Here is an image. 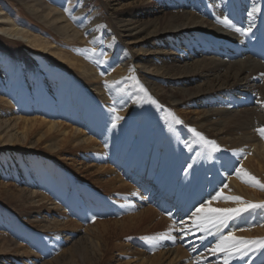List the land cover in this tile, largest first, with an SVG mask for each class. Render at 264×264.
Segmentation results:
<instances>
[{
  "label": "bare ground",
  "instance_id": "bare-ground-1",
  "mask_svg": "<svg viewBox=\"0 0 264 264\" xmlns=\"http://www.w3.org/2000/svg\"><path fill=\"white\" fill-rule=\"evenodd\" d=\"M22 1L38 18L64 36L59 37L58 41L48 31L43 34L21 26L10 18V11L7 15H0V34L6 33L14 39H21L29 44L27 50L42 53L37 57L40 73L37 77L32 73L23 76L21 72L17 76L9 54L0 59V79L4 84V88L0 87V106L4 107V117L14 116L0 121V138L4 139V145L7 144L4 147L2 173L9 177V171L22 168L29 185L41 186L45 181L44 170L32 164V161H21L17 167L13 165L9 154L10 146L25 153L26 146L34 136L37 137L35 142L45 141L52 154L69 152L74 156L87 155L88 158L105 161L95 165L98 182L106 189L104 191L116 192L121 196L119 205L127 203L132 209L122 220L101 223L103 229H100V225L90 224L85 229L91 232V243L96 238L97 230L98 235L110 229L119 239L123 235V240L120 239L114 245V264H215V261L223 264L222 253H204L212 259L202 254L208 247L212 248L221 235L231 232L237 237L264 238V208L251 209V213L244 215L242 213L228 220L224 225L226 229L221 227L217 231L214 228L210 235L195 226L196 208L202 200L195 193V186L187 184L193 187L187 198L179 190L183 179L188 181L199 175L204 176L197 180L203 186L201 192L206 194L209 189L211 207L239 206L236 201L211 199L222 188L225 195L240 196L254 203L264 201V189L245 183L234 174L236 167L243 166L264 182V138L255 131L264 127V108L258 103L264 98V0H232V5L228 6L230 9H226L228 0H205L204 6L198 5L195 0H181L177 4L172 0H132L124 5L118 3L111 16L121 23L123 35L117 32L116 27L113 28L114 33L107 28L108 25L101 27V21L97 22V18L88 17L82 21V13L92 11L89 7L92 0H81L82 8L76 12L83 11L79 13L72 10L73 2L77 0H68L66 6L56 7L47 0ZM65 7L71 10L70 14L63 10ZM253 8L258 10L250 17L248 13ZM0 11L2 13L3 9ZM232 15L236 17V23L243 26L246 23L253 26L258 19L261 23L245 35L244 43L241 34L236 31H233L236 34L234 41L230 40L233 34L228 40H222L223 34L206 35V28L215 26L217 17L229 18ZM244 15L247 16V22L244 21ZM219 26L225 27L223 24ZM211 31L215 32L216 28H211ZM103 34H106L104 39L108 43L101 41ZM247 36H254L255 39L250 41ZM133 39L147 46L151 41V47H132L134 52L127 46ZM88 41L89 44L81 48V44ZM189 45L192 51L188 49ZM165 46L175 51H166ZM93 48L98 54V65L91 57L95 54L90 51ZM43 54L48 59L54 57L61 68H66L53 71ZM137 58L139 65L134 63ZM123 60L127 61L126 66L122 65ZM105 81L111 87L106 86ZM85 84L92 87L96 94ZM140 85L147 89L148 95L141 91ZM2 93L4 96H1ZM149 95L158 104H152ZM215 103L222 106L214 109L212 106ZM243 104L246 108L242 107ZM113 107L116 113L110 111ZM169 110L183 123H174L167 116ZM113 115L123 117L116 122L115 127H112ZM190 128L216 141L221 150L211 153L212 158H209L210 150L202 143L195 142L197 138ZM188 145H191V150ZM18 151H15L13 158L19 157ZM71 159L76 161V157ZM189 165L192 167L189 168ZM129 177L132 184L126 180ZM224 184L228 187L224 188ZM142 195L154 200L159 197L170 198V205L174 207V214L180 222L170 221L154 204L151 205L155 208L148 204L141 208L140 205L145 201ZM46 196L42 191L31 189L28 198L32 201L27 203L32 202L40 207L32 208L25 203L21 209L40 212L41 220L47 222L42 227L45 230L55 231L63 223V230L54 236L62 237L60 233L67 231L70 236L62 239L70 240L73 233L82 230L83 225L76 220L85 215L84 212L88 213V205L81 207L71 199L66 206L60 207ZM95 207L102 209L100 206ZM57 209L61 212L60 220L43 215L48 213L51 216ZM67 211L74 213V217L69 218ZM188 219H193V228L186 225ZM145 223L152 225L145 226ZM106 224L113 226L108 227ZM68 226H73L72 230H67ZM169 228H173L170 235L175 237L174 241L152 242L160 243L158 248L164 249L155 250L153 255H149L146 251L133 248L132 243L142 240L140 237L166 233ZM202 236L205 239L201 240ZM185 238V247L192 244L190 253L181 243L175 242ZM60 241L55 237L53 242ZM164 242H172L174 247H168V243L163 247ZM147 245L143 242L142 246ZM203 245H206L205 249L193 256ZM28 250V247L20 248L22 254ZM8 262L12 264V260ZM238 263L264 264V249L250 251L247 256L239 258Z\"/></svg>",
  "mask_w": 264,
  "mask_h": 264
},
{
  "label": "rangeland",
  "instance_id": "rangeland-1",
  "mask_svg": "<svg viewBox=\"0 0 264 264\" xmlns=\"http://www.w3.org/2000/svg\"><path fill=\"white\" fill-rule=\"evenodd\" d=\"M47 1L51 3L52 6L56 7V6H66L68 0H47ZM92 1H93L92 4L89 6L92 9V11L90 12L86 10L84 13H82V15L80 16V18H82V21H84V19L86 20V18L88 17H92L93 19L97 18L98 19L97 22L101 21V27L108 25L107 28L110 29L112 32H113V28L116 27L118 30L117 32L123 35L124 32L122 31V28L120 26L121 23L118 22L115 17L111 16V14L114 10L113 8H115L118 3L119 5H124V4L129 3L132 0H92ZM172 1H174V3L177 4V3H180L181 0H172ZM195 1L198 2V5L204 6L205 4V0H195ZM225 4H227L226 9H230V7L228 6L232 5V0H228V2H226ZM81 5H82L81 0L74 1L72 10L73 11L75 10V13L82 12L83 10L76 12L78 8H82ZM1 9H3V11L2 13L0 11L1 13L0 15H7L10 11L12 14L10 18L14 19L19 25L30 28L34 32L41 31L43 32V34H46L45 31H48V33L49 34L51 33L50 35H52L53 38H57L56 40L58 41L60 40V38H63L64 36L55 27L49 26L42 19L38 18L35 15L34 11H32L31 9H28L22 0H0V10ZM231 17H234V16L233 15L229 16V19ZM246 17H247L246 15H244L243 17L245 22H247ZM254 19L257 20V17L254 16ZM236 21L237 19L236 17H234V19H232V22L235 27H243V28L250 27V25H248L247 23L245 26H243V25H240V23L237 24ZM257 21H258L257 23L255 22L256 24L254 25L252 24L253 26H251V28L261 23L259 19ZM219 24L220 23H218L217 21L215 22L214 20V25L216 27L215 26L207 27L206 29L208 31H206L207 32L206 35L213 34V33L216 35L223 34L221 37L223 38L222 40H228L229 37L233 34L230 40L234 41L233 38L236 37V34L233 33V31H235V27H231V28L226 27V26L222 27V26H219ZM211 28H214V29L216 28V31L212 32ZM263 30H264V25H263ZM210 31L212 33H210ZM93 33H95V31ZM106 34L102 35L101 37L102 42L105 41L104 38ZM120 37L122 38V36ZM253 37L254 36H251L250 38V36L249 37L247 36V38L251 39L250 41L255 39V37L254 38ZM242 38H243L242 43H244L246 41L245 35H241V39ZM137 41H138L137 39H133V42L127 46H129L132 50H133L132 47H136V46L143 47V48L151 47L150 45L151 41L148 42V46L143 42H137ZM89 42L90 41L81 44V48H84V46L89 44ZM198 42H201V41H198ZM105 43H108V41H105ZM222 43L227 44L224 41H222ZM105 45L107 46V44ZM156 45H158V43H156ZM192 45H195V44H192ZM28 47H29V44L25 41H22L21 39H14L13 37L8 36V34L6 33L0 34V59L3 58L5 54L7 55L9 54V58L13 62V66H15L14 70L17 72V76H19V72H21V75L23 76L26 75L27 73H32L34 74L35 77H37L40 74L38 73L37 57H38V54H42V53L37 52V51L35 52V51L27 50ZM165 49L166 51H169V50L175 51V49H171L169 46H167ZM188 49L190 51L193 50V48H191L190 45ZM43 55H45L46 59L49 61V65L51 66V69L53 71H56L58 69L63 70L64 68H66V67L61 68L54 57H50V59H48L46 54H43ZM93 55L91 57L92 59L95 60V63H97L98 65L99 64L98 54L95 53ZM95 56L97 58H95ZM138 59L139 58L134 60L135 65H139L140 62ZM196 59H199V58H196ZM126 62H127L126 60H123L122 65L126 66ZM42 74L48 75L47 72H43ZM72 75L78 76L76 73H72ZM262 83H264V80L262 81ZM85 86L90 91H92L94 94H96L92 90V87L86 84ZM0 87L4 88L2 79H0ZM1 96H4V93H2ZM243 96L247 99L246 95H243ZM262 101H264V98H262ZM251 103H253V99L251 100ZM220 106H222V104L215 103L212 106V108L217 109ZM243 106L244 108H246L244 104L242 105V107ZM250 106H253V104H251ZM262 108H264V106ZM29 115L31 116V114ZM9 117H14V116L7 115L6 117H4V107L0 106V121H4V119L9 118ZM36 139H37L36 136L30 139L29 145L26 146V150L24 151L25 153H23L22 151L14 150L13 146H10L11 149H10L9 154H10V157L13 159V165L17 167H19V162L21 161L27 162V163H30L29 161H32V164H35L36 166L44 170L45 173H43V176H45V181L41 184L40 187L39 186L34 187L27 183L26 181L27 176L23 174L24 172L22 168H18L17 170H14V171H9L8 173L9 177H7L6 174L1 172V171H4V161L2 160H4V153H5L4 147H6L7 144L4 145V139L0 138V246H1L0 247V264H9L8 261L10 260H12V264H98V263L107 264L108 262L110 264H114L112 263L113 258H114L113 256L115 255L114 245L120 242V239L123 240V235L119 239V236L116 237L115 236L116 234H114V230L112 229H110L105 234L102 233V235L101 234L98 235L99 232L97 230L96 238L93 240V243H91L90 241L91 238L89 235L91 232L90 230L85 229L88 227L89 224L90 225H100V229H103V227L101 226V223L105 221H109V220L110 221L111 220L112 221L122 220L123 218H125V216L128 213H130V209H132L130 204L128 205L127 203H125L124 205H119L120 202L118 200H121V196L117 194L116 192L104 191L106 189H104L101 186V184L98 182L97 180L98 177H97V174L95 173V170L97 168L95 167V165L97 163L99 164L100 162H105V161H103L100 158H90L89 157L90 158L89 159L87 155H85L84 157L83 156L80 157L79 155L76 154L77 156L76 155L74 156V154L69 153V152L68 154H52L49 150V147H47V143H45V141L35 142ZM14 146L18 147V145L16 144H14ZM15 151L19 152V154H17L19 157L17 158H13V155L16 154ZM48 155L52 157H49ZM75 157H76V161L71 159ZM7 162H9V160ZM91 164H94V165L92 166ZM115 169H117V171L120 172L118 168H115ZM203 178L204 176L200 177L198 175V176H194L193 178L194 180L192 178L188 179V181L183 179L184 182L186 181L185 185H184V182H182L183 184L181 183L179 186V190L181 194L184 195L183 197L184 198L190 197V193L193 190L192 186H195L194 187V189H196L195 193L197 194V196L200 197V200L202 199L201 204L208 201V199H210L211 197L208 191L209 189L206 190V194H204V192L202 193L201 191L203 189V186L201 182H198L199 180ZM130 179L131 177H129V179H126V180H128L132 184ZM187 184H192V186H187ZM31 189L39 190V191L46 193L47 195L46 198L49 199L50 202L52 200L54 202H57V205H59L60 207L66 206L68 201L71 199H74L76 202V205H79L81 207L88 205L86 206V208L88 209L87 210L88 213L84 212L85 215L78 218L79 220H76L78 221V223L83 225L82 230L79 232L73 233L70 237V240H63L62 238L65 239V237L70 236L69 233H67V231L60 233L61 235H63L62 237L54 236L57 232H60L63 230L62 228L63 223L58 228H56L55 231L45 230V227L43 229L42 228L43 225H46L47 222L44 220H41L39 216L40 212L37 211L36 213L35 210L28 211L27 209L25 210L26 211L25 212L24 210H22L23 206L25 205V203H27V201H32L31 198H28L30 196ZM198 191L201 192L203 195H200L201 193H199ZM186 195H189V196H186ZM142 196L144 197V195ZM204 198H207V199H204ZM144 199L145 201H143V203L140 205L141 208L146 207L147 206L146 204L150 205L149 203H147L148 199H146L145 197ZM95 200H98V201L96 202ZM117 203H118V206H117ZM27 205L32 208L40 207L36 204H33L32 202L27 203ZM95 206H100L102 209L100 208L97 209ZM117 207H122V208L120 209ZM152 207L155 208L154 206ZM98 210L101 212L100 214H98ZM67 212H68L69 218H71L74 215V213L72 212H69V211ZM248 212L251 213V209H249L247 212H244L242 215ZM60 213L61 212L59 211V209H57L52 212L51 216L48 213H44L43 215L44 216L46 215V217L49 216L51 218L54 217L60 220L61 219ZM95 213H97V215ZM191 213L192 212H190V214ZM92 217H96L95 221L92 220ZM11 221L14 222V224L11 223ZM36 224H38V226H34ZM192 224H193V219H188L186 222V225H188L189 228H193ZM106 225H108V227L113 226L110 224H106ZM143 225L150 227L152 224L145 223ZM72 227L73 226H68L67 230H72ZM224 228L226 229V227ZM148 233L150 234V232ZM21 235L23 236L21 237ZM112 236L115 238H113ZM146 236H150V235H146ZM177 236L180 237L178 231H177ZM55 237L56 238L58 237V239L62 241H60V243L53 242L55 240ZM252 237H249L248 239H252ZM130 238L131 237L127 239H130ZM143 242L148 243L147 247L142 246ZM175 242L180 244L181 240L179 239L178 241H175ZM216 242L217 241L214 242V245L216 244ZM167 243L164 242L162 246L164 247ZM132 245L134 246L133 247L134 249L138 248L140 250L146 251V253L149 255H153L155 253V250L156 252H158L159 250L164 249V248H158L160 243L153 244V243L146 242L145 240H137L134 243H132ZM99 246L101 247L99 248ZM182 246L187 249V247H185L184 244ZM22 247L23 248L28 247V249L30 250L22 254L20 252V248ZM110 247H113V248L110 249ZM168 247L171 248L172 246L168 245ZM73 250L75 253H73ZM187 250L189 253L191 252L190 249H187ZM207 251H208V248L204 250L202 254L206 256L207 258H211L210 256H207V254H204ZM73 254L75 256H73ZM189 255L191 256V254ZM221 255H222V258H224L225 254L222 253ZM73 257L74 259H72ZM84 258H86L87 260H85ZM238 259H239L238 257H235V258L233 257L232 259L229 260V264H239ZM95 261H98V262H95ZM214 263L217 264V261H215Z\"/></svg>",
  "mask_w": 264,
  "mask_h": 264
},
{
  "label": "snow or ice",
  "instance_id": "snow-or-ice-1",
  "mask_svg": "<svg viewBox=\"0 0 264 264\" xmlns=\"http://www.w3.org/2000/svg\"><path fill=\"white\" fill-rule=\"evenodd\" d=\"M66 13L70 14V9L65 7L63 9ZM258 9L253 8L252 12H249L248 15L251 17L253 15V12L257 11ZM217 22L220 24H223L226 27H235L233 25V22L228 18V16H224L223 18L217 17ZM235 31L240 33L241 35H248L251 33L252 28L251 26L248 28L243 27H236ZM91 52L95 53L96 49H90ZM103 55V53H101ZM102 62V61H100ZM264 75V73H262ZM137 83H139L137 81ZM105 85L108 87H111V85L108 84L107 81H105ZM141 91H143L146 95L147 89L144 88L143 85H140ZM149 101L152 104H158V102L149 95L148 96ZM262 106H264V101H258ZM111 112L116 113V108L113 107L110 109ZM168 117L171 118V120L176 124H182L183 121L180 120L178 117L175 116L174 113H172L170 110L167 114ZM123 117L119 115H113L112 117V127L116 126V122L119 120H122ZM197 138L195 141L196 143H202L205 145L209 150V158H212L211 153H216L221 150L220 145L216 143L214 140L208 139L203 133L197 131L195 128L189 129ZM255 131L261 136V138H264V127H259L255 129ZM107 147V145H105ZM189 149L191 150V145H188ZM242 151V150H241ZM234 154H238L234 152ZM189 168L192 166L189 165ZM234 174L239 177L241 180H243L245 183H249L255 187L264 189V182H261L256 176L252 175L250 172H248L243 166L236 167L234 169ZM224 188H227L228 185L224 184ZM133 195H137V193H133ZM224 199L229 201H236L238 202L237 207L233 208H216L211 207V200L206 201L205 203L201 204L199 207L196 208V223L195 226L197 229L208 232L210 235L212 234V229H216L219 231L221 227H223L228 220L234 219L235 217L239 216L240 214L248 211L249 209H255V208H264V201L259 203H254L251 201H246L240 196H229L225 195L223 192V188L220 191L216 192V195L213 196L212 200L217 199ZM170 215V213H169ZM96 217H92V220L95 221ZM173 231V228H169L168 232L166 233H159L153 236H143L140 237L142 240H145L146 242L152 243L155 241H163V240H175V237L170 235V233ZM201 240L205 239V237H200ZM259 249H264V238H256V239H248L244 237H237L233 233L229 232L227 235H221L219 239L217 240L214 247L208 249L210 253H224V262L223 264H229V260L233 257H239L243 258L248 255L250 251H255Z\"/></svg>",
  "mask_w": 264,
  "mask_h": 264
}]
</instances>
